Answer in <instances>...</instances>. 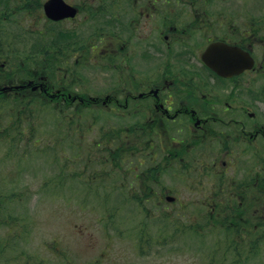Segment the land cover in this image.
Masks as SVG:
<instances>
[{
    "label": "rangeland",
    "instance_id": "1",
    "mask_svg": "<svg viewBox=\"0 0 264 264\" xmlns=\"http://www.w3.org/2000/svg\"><path fill=\"white\" fill-rule=\"evenodd\" d=\"M44 1L0 0V85L37 75L85 98L116 94L111 58L95 56L116 45L113 34L124 39L152 27L158 43L166 19L188 30L179 37L194 57L177 61L205 80L201 98H223L242 85L247 91L236 92V105L247 100L264 122V76L230 86L209 77L198 59L211 35L264 34V0H65L79 12L61 21L45 17ZM134 19L140 25L129 30ZM254 48L262 54L259 44ZM162 58L172 59L164 54L157 62ZM37 92L0 94V264H264V180L245 176L260 168L251 161L264 148L232 145L227 170L223 152L208 145L180 149L183 159L171 162L166 156L177 149L169 139L127 133L143 116L101 103L71 109ZM109 126L117 129L106 138ZM107 139L118 146L113 158L102 147Z\"/></svg>",
    "mask_w": 264,
    "mask_h": 264
},
{
    "label": "flooded vegetation",
    "instance_id": "2",
    "mask_svg": "<svg viewBox=\"0 0 264 264\" xmlns=\"http://www.w3.org/2000/svg\"><path fill=\"white\" fill-rule=\"evenodd\" d=\"M156 1L151 0V6ZM159 1L169 2L168 0ZM177 1L175 0V2ZM77 8L79 11L78 6ZM142 13V10H140L137 16L140 14L142 16ZM150 15L151 13L147 11L146 17ZM201 16L205 17V14H201ZM165 20L162 24L167 29V33L162 32L164 34L157 35L158 43L151 41V36L156 35L148 33L153 29L152 27L147 28L148 34H128L124 39L119 34H113L117 39L116 45L113 44L111 49L110 47L106 48V46L102 47L100 49L102 57L98 58L95 56V60L111 58L112 66L116 72V88H119L118 90L116 89V94L85 98L78 92L70 91L69 86L54 87L56 85L53 84L52 88H50L44 82L45 77L34 78L37 75L26 79L29 83L30 92L34 86H36L34 88L36 91L41 89L46 92L49 91V98L52 102L54 101L56 104L62 103L71 109L86 108L91 103H101L102 106L109 108L114 113L143 116L144 120L139 125L132 127L133 124H127V133L131 134L138 131L147 134V132H152L164 142H168L169 139L170 143L174 144L176 146L175 149H177L173 156L164 154L169 161L174 162L179 157L180 159L178 160H181V157L183 159V156L179 155L178 150L180 149L183 151L191 146L194 150L199 145L204 147L208 145L211 147L212 152H214V149L223 152L224 157L220 159V164L224 170H227L229 164L226 158L230 157L232 145H237L236 149L239 147L243 148V151L246 147H254L253 145L264 148V122L260 120L256 111L249 110L245 106L246 104H243L247 103V100L244 102L241 100L240 103L242 104L236 105V92L244 94L243 92L247 91L242 85L238 86V84H235V89L230 90L223 98H219L217 93L211 94L209 92L211 97L201 98L200 94L204 92L201 89V85L205 80H200L201 74H199L197 69L186 65L181 68L177 61L178 55H181L185 62L194 57L192 53L193 46L184 44L182 37H179L185 35L184 33L188 30L173 23L168 24ZM138 25H140V20L134 19L132 23L130 20L128 21L129 30L131 27L135 30ZM147 26L148 23L145 24V27ZM186 35L192 38L196 34ZM210 43L226 45L225 58L228 62L227 66L235 71L227 72L226 75L221 74L203 62L202 53ZM158 44L162 45L163 51ZM254 44H259L262 54L256 53ZM183 48L186 49L183 50ZM107 54H110L111 57L103 58ZM164 54L172 59L166 61L165 58H162L157 62V59L163 57ZM198 59L205 68V73L211 75H208L209 77H213L218 82H226L230 86L231 83L233 85L236 82H244L247 77L251 78L255 75L261 79L264 76V34H257L256 30L253 29L250 32H242V34L211 35L206 38L205 44L198 52ZM23 82L21 83L24 84ZM262 82H264V78ZM9 85L13 86L14 84ZM128 85L134 86L132 91L126 90ZM25 89L28 88L26 87ZM25 89L11 88L5 89L4 92H7V94L12 93V95H21L19 92ZM36 91L32 90V92ZM255 93L262 98L261 92ZM120 110L121 112H117ZM100 128L102 132L105 131L101 126ZM116 129V127L110 128L109 126L107 129L108 133L104 134L109 135L112 130L115 133ZM184 133H186V136L182 137ZM108 140L103 146L107 150H111L112 157H114L115 149L118 146L113 148ZM252 142L255 143L248 145L252 144ZM194 160L191 157V161ZM149 161L150 164H154L153 158H150ZM255 161L260 164V168H255L249 175L245 176L251 178L253 183H263L262 162H264V155L258 152L254 155L251 165L256 166L254 164ZM216 165L215 158L211 166L215 168ZM245 187H249V184H245L243 188ZM242 195V192L238 194L240 199H242Z\"/></svg>",
    "mask_w": 264,
    "mask_h": 264
},
{
    "label": "water",
    "instance_id": "3",
    "mask_svg": "<svg viewBox=\"0 0 264 264\" xmlns=\"http://www.w3.org/2000/svg\"><path fill=\"white\" fill-rule=\"evenodd\" d=\"M46 14L52 18H61L64 16H72L75 13L74 7L65 3L63 0H48L44 3ZM225 50L222 44H210L202 54L204 62L218 73L227 74L235 70L228 68V62L224 57Z\"/></svg>",
    "mask_w": 264,
    "mask_h": 264
},
{
    "label": "trees",
    "instance_id": "4",
    "mask_svg": "<svg viewBox=\"0 0 264 264\" xmlns=\"http://www.w3.org/2000/svg\"><path fill=\"white\" fill-rule=\"evenodd\" d=\"M15 115L18 116V112H16ZM105 137L108 138L109 135H105ZM109 152H110V154H109V155H110V158H113V157H112V151L109 150ZM233 261H234L235 263H238V260H233Z\"/></svg>",
    "mask_w": 264,
    "mask_h": 264
}]
</instances>
